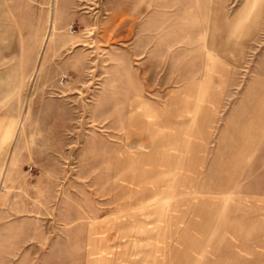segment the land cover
Masks as SVG:
<instances>
[{
  "label": "rangeland",
  "instance_id": "374dc122",
  "mask_svg": "<svg viewBox=\"0 0 264 264\" xmlns=\"http://www.w3.org/2000/svg\"><path fill=\"white\" fill-rule=\"evenodd\" d=\"M262 121L264 0H0V264H264Z\"/></svg>",
  "mask_w": 264,
  "mask_h": 264
},
{
  "label": "crops",
  "instance_id": "0c3cea01",
  "mask_svg": "<svg viewBox=\"0 0 264 264\" xmlns=\"http://www.w3.org/2000/svg\"><path fill=\"white\" fill-rule=\"evenodd\" d=\"M262 122H263V126H264V121H262ZM262 122H261V123H262ZM261 126H262V125H261Z\"/></svg>",
  "mask_w": 264,
  "mask_h": 264
}]
</instances>
